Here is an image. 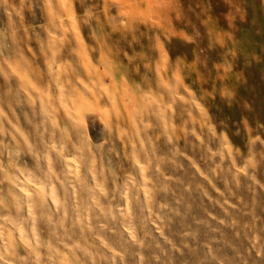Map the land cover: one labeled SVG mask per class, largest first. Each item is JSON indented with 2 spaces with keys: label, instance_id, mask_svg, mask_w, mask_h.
I'll return each instance as SVG.
<instances>
[{
  "label": "rangeland",
  "instance_id": "obj_1",
  "mask_svg": "<svg viewBox=\"0 0 264 264\" xmlns=\"http://www.w3.org/2000/svg\"><path fill=\"white\" fill-rule=\"evenodd\" d=\"M261 9L0 0V264H264Z\"/></svg>",
  "mask_w": 264,
  "mask_h": 264
},
{
  "label": "bare ground",
  "instance_id": "obj_2",
  "mask_svg": "<svg viewBox=\"0 0 264 264\" xmlns=\"http://www.w3.org/2000/svg\"><path fill=\"white\" fill-rule=\"evenodd\" d=\"M260 11L264 12V9H261ZM261 26V25H260Z\"/></svg>",
  "mask_w": 264,
  "mask_h": 264
}]
</instances>
